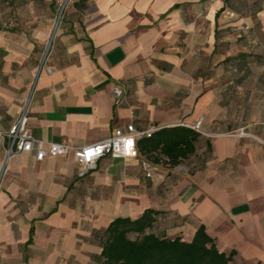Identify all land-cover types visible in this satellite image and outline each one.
<instances>
[{
  "label": "crops",
  "instance_id": "1",
  "mask_svg": "<svg viewBox=\"0 0 264 264\" xmlns=\"http://www.w3.org/2000/svg\"><path fill=\"white\" fill-rule=\"evenodd\" d=\"M241 3L76 0L41 70L49 29L0 21V130L35 87L30 125L45 141L87 145L130 123L199 133L179 164L142 135L137 157L105 156L85 176L72 153L16 155L0 187V264H100L110 222L147 209L169 237L190 241L204 225L235 264H264V70L246 84L253 71L220 50L261 11ZM201 117L205 133L190 126ZM4 159L0 138V169Z\"/></svg>",
  "mask_w": 264,
  "mask_h": 264
},
{
  "label": "trees",
  "instance_id": "2",
  "mask_svg": "<svg viewBox=\"0 0 264 264\" xmlns=\"http://www.w3.org/2000/svg\"><path fill=\"white\" fill-rule=\"evenodd\" d=\"M220 12V11H219ZM199 133L186 127H175L148 137L154 147L162 145L171 165L195 150ZM155 209H147L138 218L117 217L101 233L100 264H235V250H220L214 238L200 226L186 241L169 237L157 229Z\"/></svg>",
  "mask_w": 264,
  "mask_h": 264
},
{
  "label": "built area",
  "instance_id": "3",
  "mask_svg": "<svg viewBox=\"0 0 264 264\" xmlns=\"http://www.w3.org/2000/svg\"><path fill=\"white\" fill-rule=\"evenodd\" d=\"M62 13V12H61ZM51 43L48 44L45 56H50ZM53 48V47H52ZM42 61L41 69L45 67L47 58ZM35 87H32L28 96L24 99L20 113L11 127L6 130H0V138L5 141V159L0 169V187L6 172L7 164L16 155L24 152L34 153L37 160H43L48 155H66L72 153L79 163V176L87 175L97 162L105 157L130 159L138 155L137 138L142 135L151 136L156 128L148 130H138L133 123L128 124L126 130L116 128L113 135L105 139L82 146L73 145L68 141L52 142L38 139L33 135L30 125V113L34 98ZM117 101L123 94L119 85L113 89ZM203 123V117L199 118L190 126L200 132ZM242 134L245 133L242 129ZM258 137L256 135H253ZM259 138V137H258ZM142 165L147 172V176H152L153 165L147 161H142Z\"/></svg>",
  "mask_w": 264,
  "mask_h": 264
},
{
  "label": "rangeland",
  "instance_id": "4",
  "mask_svg": "<svg viewBox=\"0 0 264 264\" xmlns=\"http://www.w3.org/2000/svg\"><path fill=\"white\" fill-rule=\"evenodd\" d=\"M248 4V6L259 9L255 15L253 13L246 19L250 29L243 34V37L234 36L228 41L221 42V53H229L235 58V65L241 68H250L253 72L251 77L245 79L246 84L257 85L259 80L255 71L264 70V0H236ZM76 0H0V21L11 23L15 27H22L27 31L43 25L49 29L46 37L45 51L49 43L53 47L58 31L64 23L68 12ZM226 2V0H225ZM62 12V13H61ZM220 10L219 15L224 22H243L241 18L234 16H224ZM51 47V50H52ZM51 52V51H50ZM245 55V61L239 58ZM45 53L43 60L46 59ZM49 58V57H48ZM47 58V60H48Z\"/></svg>",
  "mask_w": 264,
  "mask_h": 264
}]
</instances>
